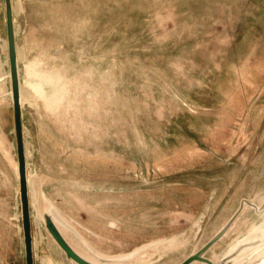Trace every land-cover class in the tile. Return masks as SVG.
<instances>
[{
	"label": "rangeland",
	"instance_id": "obj_1",
	"mask_svg": "<svg viewBox=\"0 0 264 264\" xmlns=\"http://www.w3.org/2000/svg\"><path fill=\"white\" fill-rule=\"evenodd\" d=\"M13 11L20 72L44 84L21 98L33 240L40 171L77 233L63 235L96 263L176 264L246 199L204 255L264 264V0H13ZM12 140L0 128L3 180ZM40 242L34 264H76L47 260Z\"/></svg>",
	"mask_w": 264,
	"mask_h": 264
},
{
	"label": "water",
	"instance_id": "obj_2",
	"mask_svg": "<svg viewBox=\"0 0 264 264\" xmlns=\"http://www.w3.org/2000/svg\"><path fill=\"white\" fill-rule=\"evenodd\" d=\"M0 15L2 16V35L0 36V103L9 102L11 108V132L13 134L12 145L15 148V167L14 173L17 179L18 188V204L19 219L23 238V259L24 264H34L33 258V235L30 206V188H29V170L27 168V160L25 155L24 125L22 120V87L28 86L29 90L34 94H43V81L38 78L26 79L20 72L19 56H18V32L15 23V15L13 11V0H0ZM2 81L4 87H2ZM38 85V87H36ZM8 134L7 132H4ZM252 204L250 201L243 199L237 209L224 223V225L213 234L202 246L194 252L188 254L183 260L176 264H191L193 262H202L205 264H215L207 258L204 253L218 241L225 233L243 204ZM253 205V204H252ZM37 222L40 232L42 228L54 240L55 244L61 250L66 260L76 264H99L80 253H78L63 235L59 226L68 227L63 219L55 212L52 205L48 209L37 215ZM67 228V229H68ZM71 232L77 233L74 230ZM40 234V233H39ZM42 234H40L41 237ZM230 257L224 256L218 264H228Z\"/></svg>",
	"mask_w": 264,
	"mask_h": 264
},
{
	"label": "crops",
	"instance_id": "obj_3",
	"mask_svg": "<svg viewBox=\"0 0 264 264\" xmlns=\"http://www.w3.org/2000/svg\"><path fill=\"white\" fill-rule=\"evenodd\" d=\"M2 16L0 15V36L2 35ZM24 110V109H23ZM22 110V120L24 112ZM24 125V124H23ZM11 108L9 102L5 101L0 103V128L4 132H11ZM13 176V177H12ZM12 176L7 174L3 180L2 173L0 172V264H18L19 259H23V238L20 227L19 219V204H18V188L17 179L13 171ZM43 174L39 171L35 178L39 186L41 195H37L36 203L41 208V212L46 210V207L51 202V198L47 193V187L42 184L41 178ZM50 187V186H49ZM32 210V203L30 200ZM34 212V218L38 215ZM32 215V211H31ZM33 218V215H32ZM36 225V222H35ZM33 227V223H32ZM41 239H37V244L40 242L41 256L47 260L56 263V260L64 259L61 250L55 244L54 240L42 228ZM33 235V234H32ZM36 239V238H35ZM34 244V240H33ZM35 251L33 248V258L35 262ZM24 260V259H23Z\"/></svg>",
	"mask_w": 264,
	"mask_h": 264
},
{
	"label": "bare ground",
	"instance_id": "obj_4",
	"mask_svg": "<svg viewBox=\"0 0 264 264\" xmlns=\"http://www.w3.org/2000/svg\"><path fill=\"white\" fill-rule=\"evenodd\" d=\"M1 84H2V87H4V82L3 81H2ZM36 87H38V85H36ZM30 152L27 151V153H26L28 158L32 155V152L31 153ZM37 222H38V220L36 219V225H37ZM40 239H41V237L39 236V241H40ZM36 245H37V239L34 238V246H36Z\"/></svg>",
	"mask_w": 264,
	"mask_h": 264
}]
</instances>
